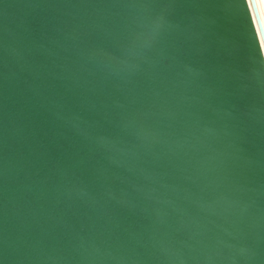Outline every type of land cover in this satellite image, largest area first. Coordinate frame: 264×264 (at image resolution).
<instances>
[{"label": "water", "instance_id": "1", "mask_svg": "<svg viewBox=\"0 0 264 264\" xmlns=\"http://www.w3.org/2000/svg\"><path fill=\"white\" fill-rule=\"evenodd\" d=\"M0 264H264L258 0H0Z\"/></svg>", "mask_w": 264, "mask_h": 264}, {"label": "bare ground", "instance_id": "2", "mask_svg": "<svg viewBox=\"0 0 264 264\" xmlns=\"http://www.w3.org/2000/svg\"><path fill=\"white\" fill-rule=\"evenodd\" d=\"M258 5L260 8V12L264 21V0H258Z\"/></svg>", "mask_w": 264, "mask_h": 264}]
</instances>
